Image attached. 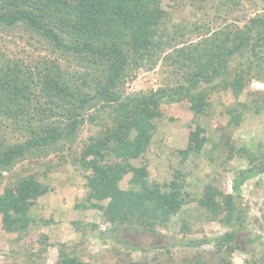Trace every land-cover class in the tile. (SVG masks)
I'll return each instance as SVG.
<instances>
[{
  "label": "trees",
  "instance_id": "16d2710c",
  "mask_svg": "<svg viewBox=\"0 0 264 264\" xmlns=\"http://www.w3.org/2000/svg\"><path fill=\"white\" fill-rule=\"evenodd\" d=\"M163 2L0 0L2 40L3 34L14 37L18 33L22 39L23 33L47 44L57 62L72 57L77 68L85 70L64 72L57 62L50 64L47 60L40 61L44 64L42 70H36L25 57L13 56L0 48V184L1 177L5 173L8 176V183L0 188V224L5 234L15 235L10 242L30 238V227L37 221L34 207L50 192L36 173L19 176L15 166L58 154L64 145H72L86 121V112L103 111L107 122L98 114L90 116V122L100 119L101 133L70 162L77 164L85 179V193L76 209L98 211L102 222L115 232L141 230L154 234L159 228H167L183 206L192 201L178 183L180 171L175 170L170 182L160 184L150 181L146 165L133 166L132 162L148 151L154 121L162 116L161 105L186 98L195 115L204 114L211 106L213 92L230 91L238 99L252 79L264 78V56L259 54L264 47V15L224 29L222 36L209 33L208 28L207 37L200 35L197 43L183 42L182 47H175V37L169 38L167 32L173 11L165 9ZM213 2L176 0L172 8L176 12L188 4L197 13L213 6ZM228 2L236 5L238 1ZM195 28L191 32L203 31L202 25L196 24ZM166 47L174 48L184 60L176 59L174 64L186 67L185 83L181 82L172 96L157 89L148 95L123 99V83L135 76L143 62L152 61ZM235 60L237 63L231 65ZM252 107L261 114L264 101L255 99ZM246 110L245 104L227 107L224 114L228 120L220 132L226 160L236 156L245 160L247 167L234 178L232 193L224 194L207 186L197 202L210 220L225 226L231 221L242 225L245 212L240 207V188L264 174V144L237 146L231 136L240 127ZM58 118L59 122L53 120ZM202 131L197 125L189 134L186 149L179 152L183 160L201 153L208 141L199 138ZM51 159L45 168L60 170L54 161L58 159ZM59 159L67 160L65 156ZM221 215L222 219H218ZM72 225L80 230L79 222ZM91 228L95 231L97 225L92 224ZM235 238L233 230L224 233L215 239L216 260H197L193 264H232L230 256L238 250ZM36 242L41 249L29 254L32 264L50 245L48 236L40 235ZM55 264L89 263L61 245Z\"/></svg>",
  "mask_w": 264,
  "mask_h": 264
},
{
  "label": "rangeland",
  "instance_id": "374dc122",
  "mask_svg": "<svg viewBox=\"0 0 264 264\" xmlns=\"http://www.w3.org/2000/svg\"><path fill=\"white\" fill-rule=\"evenodd\" d=\"M174 1L164 0L163 3L165 9L173 11L167 32L169 38L175 37L172 43L176 44L175 47H182L183 42L197 43L209 33L222 36L220 32L224 29L241 26L251 17L264 15V3L259 0H237L236 5L228 0H214L213 6L197 13L188 4L175 12L172 8ZM196 24L202 25L203 31L191 32L196 29ZM208 28L209 33L205 35ZM21 34L22 39L18 33L14 37L3 34L0 48L7 49L13 56L25 57L36 70H42V60L50 61V64L57 62L55 56L47 50V44ZM259 54L264 56V47ZM71 58L57 62L60 70L84 72L77 68ZM176 59L184 62L174 48L166 47L154 55L152 61L143 62L135 76L121 86L124 94L122 98L127 99L129 96L134 99L157 89L172 96V91L181 82L185 83L183 75L186 67L174 64ZM235 63L236 60L231 65ZM261 79H252L238 99L230 91L213 92L211 106L204 114L195 115L186 98L161 105L159 110L162 116L154 121L155 129L149 149L132 165H146L150 181L160 184L170 182L174 179L175 170L180 171L178 183L192 201L183 206L167 228H159L154 234L141 230L115 232L109 228V224L102 222L98 211L75 208L85 193V179L77 164L70 162L79 157L85 147L93 142V138L101 133L100 119L98 122H90V116L98 114V117L106 121V113L103 111L86 112V121L72 145H64L65 148L58 154L35 162L25 160L15 166L19 176L36 173L49 186L50 192L40 198L34 207L37 221L30 227V238L10 242L15 235L5 234L0 224V264H32L29 254L41 249L36 242L40 235L48 236L50 245L45 252L35 257V264H55L61 245L89 264H193L197 260L214 262L218 255L215 239L232 230L236 233L234 243L238 250L231 254V263L254 264L252 261H255V264H264V174L246 181L240 188V207L245 212L241 226L232 221L225 226L217 220H210L197 203L204 196L207 186H214L224 194L232 193L234 178L247 167V162L236 156L230 160L225 158L226 150L224 152L222 148L220 131L228 120V115L224 114L227 107L238 104L247 107L240 127L231 133L235 145L255 147L259 143L264 144V109H261V114H256L252 107L255 99L261 103L264 101V78ZM53 120L59 122V118ZM197 125L203 128L199 138L208 141L198 156L191 155L183 160L179 152L186 149L189 134L195 131ZM60 156H65L67 160L59 159ZM55 157L58 160L54 161L58 162L60 170H47L45 166L49 159ZM51 163L54 165V162ZM3 177L1 181L8 183L6 173ZM129 178L130 174L124 178L123 187ZM75 222L80 223L79 231L72 225ZM92 224L97 225L95 231H92ZM182 225L186 228L182 229Z\"/></svg>",
  "mask_w": 264,
  "mask_h": 264
}]
</instances>
